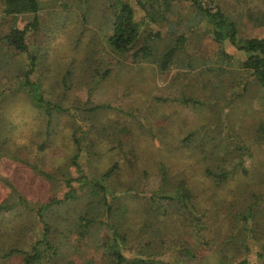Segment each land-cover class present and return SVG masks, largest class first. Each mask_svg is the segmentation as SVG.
<instances>
[{"label":"rangeland","instance_id":"obj_1","mask_svg":"<svg viewBox=\"0 0 264 264\" xmlns=\"http://www.w3.org/2000/svg\"><path fill=\"white\" fill-rule=\"evenodd\" d=\"M37 1L36 15L1 18L0 0V35L32 24L36 18L35 27L26 35L29 50L38 59L31 81L39 85L45 100L74 111H53L47 133V115L33 107L21 87L22 57L0 45V204L13 205L0 214V251L29 250L40 240L43 226L37 208L62 200L70 181L77 198L52 207L57 216L48 218L53 232L58 229L60 236L53 237L55 246H60L55 255L49 252L41 257L40 264H110L99 247L104 230L95 225L80 236L82 228L73 225L79 213L93 208L95 202L85 193L87 187L76 181L79 174L71 162L76 153L74 134L82 135V147L89 148L78 162L87 178L100 179L114 168L106 181L117 194L116 210L103 222H111L125 234L130 249L151 238L157 244L175 236L183 242L195 241L176 207H166L161 201L163 215L152 216L145 198L160 186V167L164 166L170 179L185 174L198 192L217 197L240 200L252 192H264V139L258 137L264 121V88L240 68L244 53L228 41L217 44L205 20L195 27L188 25L194 15L191 6L172 8V20L181 18L185 26L176 33L183 30L186 42L168 70L161 72L153 61H134L130 53L111 51L107 40L112 0ZM201 1L220 8L235 23L237 40L264 37V0ZM163 30L161 39L153 41L156 57L174 41L167 28ZM147 32H151L148 26L143 38ZM183 99L198 104H185ZM97 106L101 108L89 111ZM235 141L247 148L240 158L246 175L238 169L219 188L212 189L207 178L201 184L204 169L216 161L227 168L236 164ZM47 173L52 177L46 178ZM154 210L160 213L159 206ZM217 226L218 221L213 234ZM202 244L198 259L191 264H218L211 251L214 245ZM167 248H162L157 260H172L174 255ZM252 252L250 262L255 261ZM22 261L18 254L0 259V264Z\"/></svg>","mask_w":264,"mask_h":264},{"label":"trees","instance_id":"obj_2","mask_svg":"<svg viewBox=\"0 0 264 264\" xmlns=\"http://www.w3.org/2000/svg\"><path fill=\"white\" fill-rule=\"evenodd\" d=\"M180 4L191 6L192 13H194L189 18L191 22L188 20L189 26L195 27L196 24L205 20L206 30L212 35L213 40L217 44L221 45L228 41L238 51L244 53L245 58L240 61V68L249 71L251 78L264 88V37L237 40L235 23L220 8L204 6L201 0H112L110 2V11L112 13L110 18L111 33L107 40L109 48L113 53L119 55L130 53L134 61H153L158 65L161 72H165L172 64L176 52L182 49L186 42L183 32L185 29L184 22L182 23L181 18L172 20L173 14H175L172 12V8L174 7L175 9ZM2 5L1 18L25 13L36 15L40 10L37 0H2ZM35 24L36 18H34L32 24L25 25L23 28L12 29L3 36L0 35V45L8 51H16L22 57L24 67L20 73V76L23 77L21 87L26 89L33 107L47 115L46 131L49 133V128L53 124L51 123L53 111L64 113L73 112L74 110L62 108L57 103L54 104L45 100L40 93L39 85L31 81L38 59L29 50L26 43V35L28 29L34 28ZM147 26L151 29V32H147V37L143 38L145 27ZM181 26L183 30L177 35L176 31L182 28ZM163 27L167 28L168 34L174 37V41L156 57L153 41L154 39H161L162 31L164 33ZM223 56L231 58L225 53H223ZM106 75L105 73L104 76ZM182 102L185 104H198L191 99H183ZM100 108V106H97L89 111ZM79 120L82 121L81 119ZM82 137L81 135L78 138L74 134L76 153L72 157L71 162L79 174L76 181L87 187L86 191L88 193H85L89 195L90 200L95 202L93 208L79 213L77 222L74 220L73 225L75 226L76 224L82 228L80 229V236L86 235L88 229L94 228L95 225L100 230H104V239L99 247L108 263L191 264L198 259V254L201 252L200 246L203 243V247L214 245L211 251L217 258L218 264H264V221H260V217H264V192H252V195L240 198V200L237 197L230 198V196H226L222 198L217 197L216 194H205L198 192L192 178L187 177L185 174H180L170 179L164 166L160 167V186L157 190L146 195L147 197L145 198L150 202L149 206L152 216L159 218L163 215L160 210L161 205L159 202L161 201L166 202V207H176L178 214L187 222L188 230L191 231L192 229L195 241L191 242L192 240L189 238L187 242H183L181 238L178 239V236H175L157 244L158 240L153 241L151 238L137 243L134 248L130 249L131 246L127 243L125 234L119 232L111 222L107 220L103 222L108 214L110 216L116 210L113 208V202L117 199V194L110 189L109 183L106 181L111 177L114 168L104 173L100 179L87 178L78 163L82 151L85 149L88 151L89 149L82 147L80 143ZM258 137L264 139V121L260 126ZM235 143L236 148L233 151L237 154L236 164L227 168L226 164L216 161V163L204 169V175L200 180L201 184L204 185L207 178L212 189L219 188L228 183L238 169L246 175V169L240 158L245 155L247 148L237 141ZM45 176L46 178L52 177L48 173ZM66 184L69 191L62 200H51L41 204L36 210V216L39 217L43 226L40 240L32 244L29 250L8 248L0 251V259L20 254L23 256L22 264H40L43 259L41 257L46 256V253L51 252L55 255L56 249L59 248L60 244L57 242L58 247L55 246L56 240L53 235L55 234L56 238L60 235L56 232L58 231L57 227L53 232L52 227L48 225V218L57 216V212L52 207L71 202L77 198L78 194L71 186L70 181H67ZM139 195L145 196L142 193L134 194V196ZM20 203L23 204L24 201L21 200ZM158 206L160 213L154 210ZM12 207V204H0V214L10 210ZM217 221L219 226H217L216 233H214L215 238H213L212 227L215 226ZM222 221H226L227 225H221ZM224 230L226 232H223ZM165 246H168L169 250L168 248L166 250L174 255L172 260L167 263L157 260L162 253V248ZM251 250H253L252 253L255 256L254 262H250V258H248Z\"/></svg>","mask_w":264,"mask_h":264}]
</instances>
